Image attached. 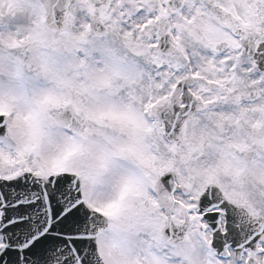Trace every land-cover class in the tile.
Returning a JSON list of instances; mask_svg holds the SVG:
<instances>
[{"label":"snow or ice","instance_id":"6c2138e0","mask_svg":"<svg viewBox=\"0 0 264 264\" xmlns=\"http://www.w3.org/2000/svg\"><path fill=\"white\" fill-rule=\"evenodd\" d=\"M0 264H264V0H0Z\"/></svg>","mask_w":264,"mask_h":264}]
</instances>
